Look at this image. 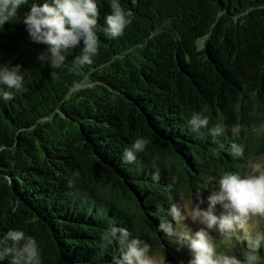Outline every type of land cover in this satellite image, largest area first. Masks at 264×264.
<instances>
[{
	"label": "trees",
	"instance_id": "obj_1",
	"mask_svg": "<svg viewBox=\"0 0 264 264\" xmlns=\"http://www.w3.org/2000/svg\"><path fill=\"white\" fill-rule=\"evenodd\" d=\"M32 2L0 28V67L11 60L24 77L13 99L0 98V248L15 229L36 240L41 264H117L116 226L150 254L161 244L165 264H188L189 249L158 228L173 224L170 206L219 190L224 171L242 176L264 148V0H120L132 22L117 38L104 31L110 0H97L93 62L73 64L81 40L55 69L23 23ZM194 112L207 127L192 129ZM217 123L225 132L213 137ZM137 138L149 143L127 163ZM236 237L243 259L248 240ZM258 255L264 264V244Z\"/></svg>",
	"mask_w": 264,
	"mask_h": 264
},
{
	"label": "clouds",
	"instance_id": "obj_2",
	"mask_svg": "<svg viewBox=\"0 0 264 264\" xmlns=\"http://www.w3.org/2000/svg\"><path fill=\"white\" fill-rule=\"evenodd\" d=\"M135 3V0H133ZM29 0H0V28L17 16V9ZM110 13L105 16L107 25L105 35L109 38L120 37L124 29L132 22L131 12L126 11L120 0H110ZM100 12L97 0H45L38 4L33 0L23 23L26 25L31 40L46 45L37 59L48 63L51 68H59L67 59L66 53L77 47L81 40L83 48L74 59L76 67L91 64L98 52L97 24ZM22 66L12 64L11 60L0 67V98L9 101L14 98V91L23 90ZM14 90V91H13ZM188 123L192 129L207 127L209 118L194 112ZM234 127L232 132L238 134ZM224 127L217 123L212 129L213 137L223 135ZM149 141L137 138L130 148L125 149L123 158L127 163L136 161L137 154L145 151ZM232 153L242 156V145L233 143ZM4 149L0 147V151ZM155 171L153 180H159V168L153 162ZM250 171L241 176L239 173L224 171L218 180L219 190L207 197V207H202L205 199L197 193L191 205L172 204L170 215L177 227L167 220L158 225L161 232L175 237L179 247H187L191 252L188 264H259L258 249L264 244V233L253 237L249 231V221L254 217L264 218V159L249 161ZM217 205H220L219 212ZM197 224L196 230L187 226V221ZM183 225V227H180ZM239 231H243L248 240V251L244 258L218 251V245L212 233L218 234L221 243L230 241ZM127 229L111 227L109 237L120 246V261L117 264H160L158 258L150 255L149 245L139 238L129 239ZM105 239L111 242V239ZM6 239L9 246L0 248V260L11 256L12 264H41L40 252L36 240L26 236L22 230H9Z\"/></svg>",
	"mask_w": 264,
	"mask_h": 264
},
{
	"label": "rangeland",
	"instance_id": "obj_3",
	"mask_svg": "<svg viewBox=\"0 0 264 264\" xmlns=\"http://www.w3.org/2000/svg\"><path fill=\"white\" fill-rule=\"evenodd\" d=\"M258 159H264V148L258 152V155H255L253 157H251L249 159V161H255V160H258ZM249 161L247 163V165L245 166L244 168V171H243V174L242 176L246 175L249 171H250V168H249ZM181 166V165H179ZM215 191L214 189L212 188H207V189H204L203 190V193H204V199H205V203L203 205H201L202 207H207V197L213 192ZM218 191V190H216ZM195 197L196 195H188L187 197L183 198V204L182 205H191L194 203L195 201ZM124 203L125 205H127L129 208H132L133 209V204L131 202V199L130 198H127V196H124ZM220 210V205H217V211L219 212ZM264 222V218H260V217H254L251 221H249V231H255L256 229H258L261 224ZM187 223V226L193 230H196V228L198 227L197 224H193L190 220L186 222ZM173 225L174 227H177L175 225V222H173ZM180 227H183V225H181ZM215 241L217 242V245H218V251L221 252V253H224V254H228V255H235L237 256L238 258H241L242 257V254L239 253V247H238V243H237V237L236 235H234L232 237V239L230 241H227V242H224V243H221V238L218 236V234L216 233H212ZM166 241H168V239H165ZM175 248V246H174ZM189 253L191 255V252L189 250ZM150 255L158 258V260L160 261V264H165L164 263V254H163V251L161 249V244H158L154 250L153 253H151Z\"/></svg>",
	"mask_w": 264,
	"mask_h": 264
}]
</instances>
